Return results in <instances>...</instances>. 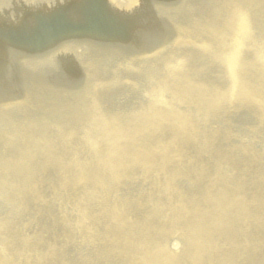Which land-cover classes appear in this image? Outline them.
Returning <instances> with one entry per match:
<instances>
[{
  "label": "rangeland",
  "instance_id": "rangeland-1",
  "mask_svg": "<svg viewBox=\"0 0 264 264\" xmlns=\"http://www.w3.org/2000/svg\"><path fill=\"white\" fill-rule=\"evenodd\" d=\"M25 1L6 13V26L18 25L22 40L9 36L6 27L0 31V90L7 98L0 102V131L31 132L38 138L72 131L75 139L66 145L53 139L56 151L71 154L57 153V164L36 172L45 184L43 192L58 196L36 200V188L34 194L27 191L7 202L0 185V223L13 227L11 232L0 229V251L11 255L22 243L12 264H32L22 249L37 238L31 253L47 251L45 244L51 247L62 229L50 233L42 226L52 222L50 214L56 211L71 231L55 243L62 251L59 261L41 264H264V118L246 107L206 120L188 103L173 100L187 79L223 80L217 71L224 66L226 44L207 28L220 9L214 0H140L123 11L110 1L88 6L77 0L66 21L43 28L34 26ZM64 1L45 0L44 5L57 8ZM154 26L167 31L142 32ZM162 85L169 89L161 97L173 100L178 110L193 111L203 134L193 141L178 131L158 130L157 139L172 141L170 156H195L196 143L202 152L195 159L169 162L167 174L133 165L131 178H125L121 169H110L113 160L104 166L106 147L95 141L105 121L138 114ZM28 125L34 130H21ZM145 143L155 163L160 156ZM2 146L0 139L1 157L14 155L15 148ZM43 147L35 146L38 157L47 155ZM169 180L171 189L165 183ZM153 203L158 214L151 212ZM212 203H224L229 213L223 220L217 221ZM165 207L174 209L164 213ZM120 228L128 233L130 262L117 248L109 253L104 241L106 230ZM173 243L179 247L174 256L158 255Z\"/></svg>",
  "mask_w": 264,
  "mask_h": 264
},
{
  "label": "bare ground",
  "instance_id": "bare-ground-1",
  "mask_svg": "<svg viewBox=\"0 0 264 264\" xmlns=\"http://www.w3.org/2000/svg\"><path fill=\"white\" fill-rule=\"evenodd\" d=\"M18 1L0 0V31L3 28L2 25H5L7 29L9 28V25L6 26L9 22L6 13H12V6ZM44 1L29 0L28 5L26 1L24 4L27 9L25 10L30 12L31 19L36 23L34 26L36 25L40 28L46 27L50 23L53 25L61 20L66 21V12L71 7L73 9L77 3V0H65L57 8H48L44 5ZM99 1H110L120 11L131 8L140 2V0H79V3L81 5L96 6L99 4ZM214 3L220 9L214 10L215 15L212 18L210 27L207 26V28H210L209 32L211 35H214V38L220 39L226 44L223 52L224 55L221 58L224 66H221L217 71V74H220L223 80L221 82H207L205 78L202 79L199 76L197 78L187 79L183 81L181 89L176 92L173 100L174 102H182L183 104L188 103L197 113L205 115L204 119L206 120L221 116L228 110L246 107L254 108L257 114L264 118V0H260L259 6L257 0H214ZM153 31L165 32L167 30L160 26H154L152 28L142 27V32ZM193 31L198 30L194 29ZM183 32L189 34L190 29H183ZM199 32H202V30ZM7 33L9 36L12 35L14 39L22 40L19 31L15 27L8 29ZM164 66H168L166 60H164ZM208 68L209 71L212 70V67L208 66ZM212 83L217 84V86ZM168 89L167 85L160 86V92L155 89V97L151 103L138 114H134L133 117H127L125 119L116 117L105 121L107 123L101 129V138L95 141L99 146L106 147L105 155L109 158L104 159V166L108 168L107 164L113 160L116 165L110 164V169L113 171L121 169L120 175L124 174L125 178H131L132 170L130 169L133 165L142 169H156L160 174H167L169 162L181 163L184 159H195L198 157L196 155L200 156L202 152V145L200 143H196L197 149L195 156H170L169 154L173 149L172 141L160 142L156 137L158 130L178 131L188 138L191 137L193 141L199 139L203 134V131L199 130L195 125L196 114L193 111L191 114L178 110L174 107L173 100H164L162 98ZM4 96L5 94L0 90V102L7 99ZM28 129L34 130L31 125L21 130ZM204 130L206 131L207 128L204 127ZM2 132L3 130L0 131V139L3 146L10 145L15 148L14 155L5 158L0 156L1 195L3 192L4 195L2 196L5 200L7 202H15L21 196H24L25 194L23 193L27 191H29L30 195L34 194L33 192L36 188L40 189L37 191L36 198L33 195L36 200H41L44 196H58V193L53 190H51L49 195L43 192L45 188L42 186L45 184L36 175V172L39 169L46 170L49 166L57 164L53 156H59L58 154H71V150H68L67 153H62V151H56L55 147L52 146L55 144L54 140L64 145L71 143L72 141L69 139L73 136L71 139H75V134L70 131L67 134L68 136L61 134L49 137L44 134L38 138L35 136V133L33 135L31 132L25 134H16L14 131L12 133L5 132L4 134ZM15 136L21 139L22 145L25 144L23 148L18 147L19 143ZM35 138L41 140H35ZM153 138L156 140V143L154 141L155 144L150 142ZM76 141L81 144H91V141L88 139H78ZM145 142H149L155 149V156H160L155 163L153 162L152 153L146 149ZM35 146H44L43 148L47 155L38 157L35 152ZM165 183H167V188L171 189V181L169 180ZM103 190L107 191L105 188ZM152 205L151 212L157 214L161 212L157 205L154 203ZM211 206L212 210L214 209L213 214L220 216V219L217 221L223 220L229 213L224 207V203L221 206L217 205L218 207L212 203ZM169 208L174 209L173 207ZM169 208L165 207L162 212L167 213ZM182 208L189 212L187 205ZM52 212L55 214H50L53 218L52 222L48 225H43L42 229H48L50 233H54L56 229L61 227L62 232L60 236L57 235L52 240L51 247L45 244L48 249L47 251L42 248L39 251L35 250L34 253H31L32 246L36 244L38 238L37 240L29 241L24 248L21 247V249L23 248L22 253L27 255L28 258H32V264H34V261L36 262L35 259H39L38 263L41 264L49 259L52 262L59 261L57 259L61 257V248L56 249L57 245L55 243H59L60 238H65L66 235H69L71 228L69 224L58 218L56 211ZM7 224L9 223H0V229L11 232L13 227ZM120 230V232H109L106 230V234L104 233V241L110 244L107 248L109 253L114 252V249L117 248L121 256L130 262L129 246L125 241L128 238V233H124L123 228H120ZM43 233L45 232H39L38 234ZM17 235V233H14L13 237H17ZM11 243L14 246V242L11 241ZM21 244L14 246L16 250L12 249L11 255L5 250L0 251V264H12L14 261L12 257L19 251L20 248L18 249V247ZM171 246L167 251L165 249H162L163 252L159 251L158 255H163V253L164 255L168 254L165 258L174 256L178 252L177 249L179 247L176 243H173ZM142 247L144 251L149 249L146 244H143ZM25 250H27L26 253ZM37 252H39V256ZM59 252L60 254L58 255ZM155 255L156 253L153 252V257ZM148 261L151 262L153 259L149 258Z\"/></svg>",
  "mask_w": 264,
  "mask_h": 264
}]
</instances>
